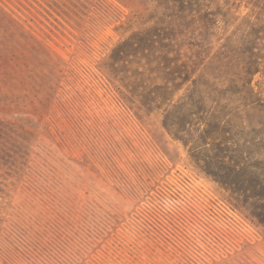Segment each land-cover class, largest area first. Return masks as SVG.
Returning a JSON list of instances; mask_svg holds the SVG:
<instances>
[{
  "label": "rangeland",
  "instance_id": "rangeland-1",
  "mask_svg": "<svg viewBox=\"0 0 264 264\" xmlns=\"http://www.w3.org/2000/svg\"><path fill=\"white\" fill-rule=\"evenodd\" d=\"M0 264H264V0H0Z\"/></svg>",
  "mask_w": 264,
  "mask_h": 264
}]
</instances>
